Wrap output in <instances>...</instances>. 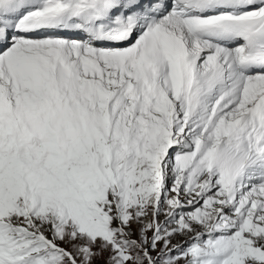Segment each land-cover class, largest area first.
Here are the masks:
<instances>
[{
  "label": "snow or ice",
  "instance_id": "obj_1",
  "mask_svg": "<svg viewBox=\"0 0 264 264\" xmlns=\"http://www.w3.org/2000/svg\"><path fill=\"white\" fill-rule=\"evenodd\" d=\"M0 264H264V0H0Z\"/></svg>",
  "mask_w": 264,
  "mask_h": 264
}]
</instances>
